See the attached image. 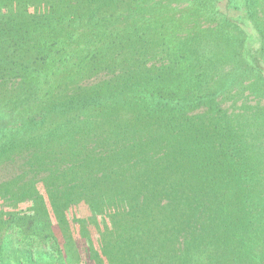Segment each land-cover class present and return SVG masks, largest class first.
<instances>
[{
	"label": "trees",
	"instance_id": "16d2710c",
	"mask_svg": "<svg viewBox=\"0 0 264 264\" xmlns=\"http://www.w3.org/2000/svg\"><path fill=\"white\" fill-rule=\"evenodd\" d=\"M114 1L106 27L98 26L93 10L86 12L85 2L78 0L59 32L58 25H50L45 0L33 8L24 0L0 3L8 6L9 17L34 16L4 28L13 49L0 48V80L9 81L13 91L0 103V131L22 113L36 148L30 166L48 172L45 183L52 186L46 199L59 227L68 228L61 211L68 203L82 200L96 208L105 199L130 202L127 212L114 214L113 236L103 233L102 252L109 264H264V237L256 232L260 225L251 229L246 224L241 238L231 227L233 214L247 218L253 208L259 205L261 212L264 206L260 199L248 200L249 184L237 174L249 164L242 153L246 148L233 138L231 118L215 102L222 80L216 83L221 73L213 70L218 46L210 39L228 29H201L202 12L194 15L197 6L187 18L185 13L165 15L168 8L161 0ZM32 24L45 27L44 33L23 40L24 27ZM77 24L86 29L81 52L72 47ZM68 53L73 93L49 99L42 87L44 65L52 56ZM257 61L264 66L259 53ZM250 64L264 75L263 67ZM100 75L103 79L96 83L81 82L84 76ZM220 163L230 166L238 184L226 185L215 203L208 198L212 189L203 184L202 172L205 164L214 174ZM249 183L253 186L255 179ZM245 200L248 209L240 207ZM16 219L0 229V255L9 247L18 252L10 264H71L49 223ZM68 242L77 257L71 237Z\"/></svg>",
	"mask_w": 264,
	"mask_h": 264
},
{
	"label": "rangeland",
	"instance_id": "374dc122",
	"mask_svg": "<svg viewBox=\"0 0 264 264\" xmlns=\"http://www.w3.org/2000/svg\"><path fill=\"white\" fill-rule=\"evenodd\" d=\"M14 1L0 0V3L14 5ZM24 1L26 5L33 8L34 4L39 0ZM81 1L85 2L86 12L87 10H93V21L96 24L98 23V26L106 27L108 25L109 11L112 6V4L110 5L111 0ZM134 1L132 0V2ZM45 2L50 5V13H48L49 18L52 19L50 25H58L55 31L59 32L66 24V19L74 15L75 5L78 0H45ZM104 2H107V5L103 4ZM161 2L166 4L168 8L165 15L175 14L177 17L185 13L183 16H188L187 18H189L193 12L191 10H194V7L197 6L198 10L194 15L198 17V13L202 12V15L198 17L201 29L215 27L218 29L220 26L224 27V30L228 29V33L219 32L212 35L210 39L213 46H218L215 49L217 53L213 60V70L223 74V76L221 73L217 76L216 83L219 78L222 80L220 83L222 90L217 93L215 102L224 110L226 115L230 116L229 129L233 133L231 134L233 138L242 140V145L246 148L242 153L243 155L245 154L249 164L243 167L244 171H238L237 174L246 180L244 184H249L247 189V191L250 190V194L247 196L248 200L260 199L263 201L264 206V75L250 64H257V69L261 70L263 67L264 71V66L257 61L258 53L259 58L264 61V0H161ZM194 2H196V5ZM142 3L149 4L151 2L146 0V2ZM210 4H213L212 7H210ZM5 5H0V23H4L0 48L3 46L2 49H13L10 47L11 45H8L10 41H8V34L4 31V28L10 29V22L12 23L14 20L18 21L21 19L22 23L23 21L30 22L34 16H31L33 13L30 15L27 12L24 15H18V18L9 17V8ZM15 9L12 7L11 10L16 12ZM213 12L217 13V15L213 14ZM16 25L20 24L16 23ZM186 25L184 23V27ZM24 29V33H21L23 40H28L33 35L36 36L45 31V27L42 30V28L34 27L33 24L31 27L25 26ZM75 29L78 36L76 42L75 39L73 40L72 47L77 48L76 50L81 52L78 48L84 47L82 45L84 38L81 36L85 34L86 29L82 24H77ZM13 43L16 44L15 41ZM243 46L245 56L242 54ZM18 50H14V52L18 53ZM69 61V53L68 56L55 55L44 65L43 71L47 77H45L44 86L42 84V87L47 93V98L51 99L54 96L61 98L73 93L74 84ZM1 72L2 69L0 68V74ZM209 76L213 77L212 75ZM102 79L103 75L84 76L81 82L82 84L90 85ZM171 87L176 88L177 86L172 84ZM172 88L167 91L169 92ZM185 89L190 90V86L185 85ZM12 91L9 81L0 80V103L8 99L9 93H12ZM7 108L8 110L10 109L9 106ZM202 109L203 107H200V110ZM192 111V113L198 112ZM21 114L16 115V118L14 114L12 122L9 121L6 124V128L4 127L5 130L3 128V131H0V229L5 222L14 221V218H17L16 222L49 223L56 240L64 250L67 262L71 264H109L102 252L103 233L110 232L113 236V230L116 226V216L114 214L127 212L130 202L124 199H116L112 203L105 199L96 208L82 200L78 203H68L61 208L68 228L59 227L46 199L47 187L52 186L50 183L48 185L45 183L48 172L46 170L33 171L31 169L30 160L36 148L33 136L28 134L24 128L25 120L22 119L24 116H21ZM209 170L208 166L204 164L202 172L203 184L211 187L212 193L208 198L215 199L216 203L222 196L223 188L236 182L233 183V176L231 177L233 171L227 164L220 163L218 168H215L214 171L211 170L214 174L210 173L209 175ZM254 179L255 183L251 186L249 182ZM230 193L233 195L231 191ZM239 200H242V198ZM240 207L248 209V201H243ZM260 209L259 205L253 210L251 209L252 211L247 218L241 212L233 214L231 227L236 229L235 232L238 237L241 238L242 235L246 234V229H244L246 224L251 229L260 225V230L258 229L256 232H258L257 235L259 237H264L261 234H264V226H262L264 224V209L262 208L261 212ZM221 219L220 215L215 217L216 228L223 226V219ZM250 220H252V225H249ZM257 235L255 236L256 238L258 237ZM68 237H71L76 246L77 257L72 256ZM258 244L260 245V243ZM8 249L9 251L5 250L6 253H1L0 264H10L13 261L14 254H18V252L12 253V247ZM256 249L259 250L257 246Z\"/></svg>",
	"mask_w": 264,
	"mask_h": 264
}]
</instances>
